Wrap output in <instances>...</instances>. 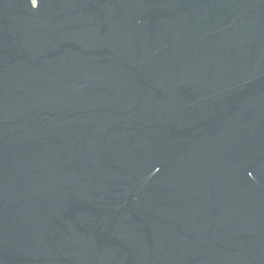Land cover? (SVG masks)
Listing matches in <instances>:
<instances>
[{
  "label": "water",
  "instance_id": "obj_1",
  "mask_svg": "<svg viewBox=\"0 0 264 264\" xmlns=\"http://www.w3.org/2000/svg\"><path fill=\"white\" fill-rule=\"evenodd\" d=\"M0 264H264V0H0Z\"/></svg>",
  "mask_w": 264,
  "mask_h": 264
}]
</instances>
